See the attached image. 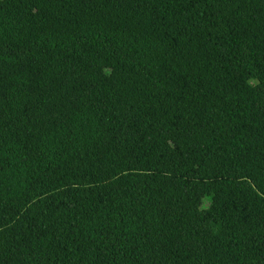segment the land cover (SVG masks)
<instances>
[{
  "label": "trees",
  "instance_id": "1",
  "mask_svg": "<svg viewBox=\"0 0 264 264\" xmlns=\"http://www.w3.org/2000/svg\"><path fill=\"white\" fill-rule=\"evenodd\" d=\"M0 264H264V0H0Z\"/></svg>",
  "mask_w": 264,
  "mask_h": 264
}]
</instances>
